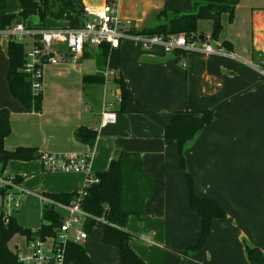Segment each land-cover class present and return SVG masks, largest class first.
<instances>
[{
	"label": "crops",
	"instance_id": "0c3cea01",
	"mask_svg": "<svg viewBox=\"0 0 264 264\" xmlns=\"http://www.w3.org/2000/svg\"><path fill=\"white\" fill-rule=\"evenodd\" d=\"M109 1L73 0L79 9L101 8ZM192 2L120 0V17L132 22L121 29L131 33L155 27L164 9L178 15L190 12ZM5 10L0 15L19 13V1L15 13ZM222 22L224 28L218 40L211 38V22H200V30L215 44L227 43L235 60L196 53L169 54L161 46L143 49L130 40L122 41L119 74L130 91L125 112L120 111L115 99L120 91L115 82L106 87L84 86L86 75L81 84L76 79L63 82L59 77L67 76L66 64L46 69L41 112L26 109L10 93V39L0 33V110L10 111L12 127L5 140L6 149L37 148L42 154L92 152L94 175L106 171L123 152L141 154L143 171L152 181L153 190L144 215L130 218L127 231L135 235L131 246L147 264H256L249 260L248 248L258 249L264 257V76L260 73L264 67V0H240L233 22H229L228 15L222 16ZM15 24L29 28L66 25L49 20V26H44L35 16L27 21L19 18ZM93 48L86 47L77 65L101 54L100 49L94 54ZM95 66V73L90 75L99 72L96 60ZM104 71L100 72L103 76ZM107 98L111 99L108 103L116 104L117 121L102 126V104ZM206 111L214 113V121L186 144L183 170L177 144L166 140L165 128L175 114ZM81 127L96 132L93 148L76 139L75 133ZM12 164L18 171L12 172L13 177H20V185L38 198L79 193L86 180L85 174L47 175L39 159L11 161L5 171L10 176ZM29 164L32 167L27 168ZM187 174L193 179L196 195L215 201L226 212V218L212 222V233L199 249L192 248L202 235V220L190 208ZM100 225L104 235L102 223L95 227ZM97 242L95 247L89 234L83 244L92 262L118 264V248ZM9 246L20 255L16 245ZM96 249L105 256L99 258ZM30 254L29 246L26 256Z\"/></svg>",
	"mask_w": 264,
	"mask_h": 264
},
{
	"label": "trees",
	"instance_id": "16d2710c",
	"mask_svg": "<svg viewBox=\"0 0 264 264\" xmlns=\"http://www.w3.org/2000/svg\"><path fill=\"white\" fill-rule=\"evenodd\" d=\"M20 11L17 14L0 15V31H4L15 25L17 19L27 21L31 17H37L41 24L53 20L65 23L71 28H78L83 22L82 10L73 0H18ZM240 0H193V8L190 12L172 15L164 9L159 13L161 22L155 27L144 28L141 31H132V34L154 36L162 35L170 37L185 34L189 39L201 40L206 35L200 30V22L208 21L213 25L211 38L218 40L224 25L222 16L228 15L232 23L235 11ZM7 7V0H0V12ZM227 49L230 46L225 43ZM101 54L93 57L96 60L99 72L95 75H86L83 78L84 86H103L105 79L103 70L109 67L115 72V83L121 90L120 111H126V105L130 99V91L127 89L121 75L120 55L118 50H111L107 44L98 47ZM25 46L9 40L8 56L10 68L8 71V83L10 93L14 99L28 110L41 112L43 95L35 96L31 92L30 83L21 69L25 63ZM214 121L212 111L200 113L175 114L171 122L165 128V138L177 144L180 155V167L186 170L184 148L192 142L197 135L210 126ZM12 133L10 111L0 110V171L5 172L11 161L30 162L41 158L42 153L37 148L19 147L13 151L7 150L5 140ZM75 137L81 143L94 147L97 134L95 131L81 127ZM99 183L87 189V195L82 200L83 209L89 213L90 218L86 223L88 234L95 226L104 220L103 242L106 245L115 246L119 250L120 261L118 264H147L132 248L131 242L135 235L127 231L130 218H141L144 215V206L152 195V181L143 171L142 157L139 153L123 152L118 159L111 162L109 168L96 175ZM18 184L20 177H15ZM189 187V204L193 212L202 220V235L195 247L204 246L206 239L212 233V222L216 219L226 218V212L218 203L212 200L202 199L195 194L192 177L187 174ZM6 191L0 189V197H4ZM47 197L57 203L70 205L79 197V193L47 194ZM63 218L54 206H44L42 213V225L34 231L20 226L15 216L5 219L0 214V264H25L19 259L17 250L10 248L12 240L20 235L29 242L37 237L45 239L55 237ZM247 256L252 263L264 264L262 253L256 248H248ZM259 256L260 261L257 262ZM66 264H94L86 253L84 246L70 242L67 247Z\"/></svg>",
	"mask_w": 264,
	"mask_h": 264
},
{
	"label": "built area",
	"instance_id": "2783aa9c",
	"mask_svg": "<svg viewBox=\"0 0 264 264\" xmlns=\"http://www.w3.org/2000/svg\"><path fill=\"white\" fill-rule=\"evenodd\" d=\"M82 23L78 28L63 26L59 28L40 27L29 28L23 24H15L3 32L10 40L25 46V63L21 69L30 83L31 92L35 96L43 94L44 75L47 68L61 64L77 65L84 56L86 47H100L107 44L111 50H119L124 40H130L150 49L161 46L166 53H196L206 57H226L236 59V55L225 46L215 44L211 38L203 40L189 39L185 34L165 37L162 35L145 36L128 33L121 29L122 25L130 26V20L123 21L120 17V0H111L101 8L84 6ZM185 65V64H184ZM260 73L264 76V67ZM105 87L114 83L115 72L107 65L104 71ZM120 89V88H119ZM117 103H121V90L115 94ZM115 103L103 102L102 126L114 124L117 121ZM40 161L45 170L63 173L85 174L84 186L79 197L70 205H64L40 195L44 206H54L67 212L55 237L42 239L37 237L30 242L31 254L19 259L25 264H66L67 247L70 242L83 245L89 239L86 223L90 218L82 207V200L87 195V189L98 184L99 178L92 171V152L86 154H51L43 153ZM0 189L6 191L2 197L3 215L5 219L20 207L22 195L30 194L15 180V177L0 171ZM43 206V207H44ZM104 223V220H99Z\"/></svg>",
	"mask_w": 264,
	"mask_h": 264
},
{
	"label": "rangeland",
	"instance_id": "374dc122",
	"mask_svg": "<svg viewBox=\"0 0 264 264\" xmlns=\"http://www.w3.org/2000/svg\"><path fill=\"white\" fill-rule=\"evenodd\" d=\"M17 9H18V0H8V4H7V8H6L5 12L15 13L17 11ZM32 22L34 23L35 21H32ZM44 26H49V25L45 24ZM37 28H40V27H37ZM91 51L94 54L100 53L99 48H97V47L93 48ZM65 67H66L65 70L67 71V76H65V77L60 76L59 77V79L63 82H70V81H72V79H76L79 82V84H81L80 80H81L83 75L94 74L96 71L95 59H91V60L85 59L79 65H74V64L69 62L68 64H66ZM84 97H85V94H84ZM101 97H102V95H101ZM91 100H93V97H91ZM96 101H97V99H96ZM106 101L109 102V101H111V99L107 98ZM100 102L102 103L101 99H100ZM92 103H94V101ZM113 103H114V101H113ZM93 105L96 106L95 103ZM81 111L84 112V101H83V107L81 108ZM51 154H58V153H51ZM15 165L16 164H12V166H10L11 167L10 171H11L12 176H15V174L12 172H18L16 170ZM17 165H21V164H17ZM34 165H35V167H37L36 164H34ZM29 167H32L31 164H29V166L27 168H29ZM51 173L60 174L63 172H59V171L55 172V171L46 170L47 175L51 174ZM33 183H36V180H33ZM40 183H41V181H40ZM49 183H50V176H47V181H46L47 186H49ZM33 190L34 189H32V191ZM34 192H36V191L34 190ZM38 193L42 194L43 191H40ZM37 196L35 194H33L32 192H31V194L22 195L20 198V201H21L20 207L13 214L15 216V218L17 219L18 224L24 228H29V229L34 230V229L41 227V224H42L41 220H42V213H43V206L44 205H43L42 201ZM1 200H2V197H0V212L3 211V206H1ZM58 211L62 217H65L67 215V212L65 210L58 209ZM90 234L92 236V239H94L95 247L98 245L97 241L100 242V240H101V242L103 243V232H102V226L101 225L99 227L97 226V228L95 227L91 231ZM28 243H29V241H27V239L25 237L18 235L12 240L11 247L15 248V245H16L19 248L20 255H22L23 257H26V255L28 254V251H29V246H30ZM95 252L99 256V258H103L105 256L104 253L98 249H96Z\"/></svg>",
	"mask_w": 264,
	"mask_h": 264
},
{
	"label": "water",
	"instance_id": "95a60500",
	"mask_svg": "<svg viewBox=\"0 0 264 264\" xmlns=\"http://www.w3.org/2000/svg\"><path fill=\"white\" fill-rule=\"evenodd\" d=\"M201 40H203V37L201 38Z\"/></svg>",
	"mask_w": 264,
	"mask_h": 264
}]
</instances>
